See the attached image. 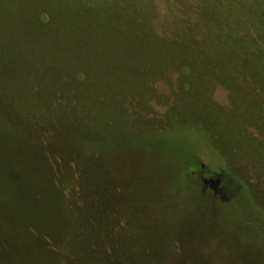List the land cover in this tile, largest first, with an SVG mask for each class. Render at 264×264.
I'll use <instances>...</instances> for the list:
<instances>
[{
	"label": "rangeland",
	"instance_id": "1",
	"mask_svg": "<svg viewBox=\"0 0 264 264\" xmlns=\"http://www.w3.org/2000/svg\"><path fill=\"white\" fill-rule=\"evenodd\" d=\"M71 1L0 0V264H264V89Z\"/></svg>",
	"mask_w": 264,
	"mask_h": 264
},
{
	"label": "trees",
	"instance_id": "2",
	"mask_svg": "<svg viewBox=\"0 0 264 264\" xmlns=\"http://www.w3.org/2000/svg\"><path fill=\"white\" fill-rule=\"evenodd\" d=\"M111 1L116 5L115 15L119 18L114 23L117 24L123 20L132 38L135 35L144 36L145 39L152 38L160 42L163 49V53L159 50L161 55L169 58L177 54H169L170 44L168 43L171 42H174L180 49L179 53L185 55L194 54L196 51L202 52V49L203 51L210 49L213 52L214 67L216 61L220 63L218 68H223L224 73L230 74L226 63V60L230 59L250 79L244 76L240 86L249 85L253 89L255 85L256 89H264V80L256 79L251 72L253 68L264 78V9L259 4L260 0H176L178 2L176 11L172 12L166 3H163L166 11L157 12L146 0ZM87 10H89L88 7ZM81 11V14H84L85 9L82 7ZM173 12H177L178 16H175ZM142 23L146 26L138 28ZM2 34L4 36L6 33L2 32ZM198 37L203 39V48L198 42ZM136 48L139 49V47ZM219 86L227 89V95L230 98L231 94L228 89L231 88L221 83ZM170 117L171 115L167 116L171 119ZM232 117V123L224 122L222 132L223 135L226 134L231 138L238 133L236 123L240 122L236 114ZM222 119L226 120L224 116ZM168 126H170L169 120L163 122L157 128V132ZM203 133L207 142L211 141L210 146L224 158L212 134L204 125ZM32 220L38 226L42 224V219L36 216H32Z\"/></svg>",
	"mask_w": 264,
	"mask_h": 264
}]
</instances>
